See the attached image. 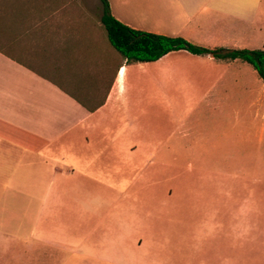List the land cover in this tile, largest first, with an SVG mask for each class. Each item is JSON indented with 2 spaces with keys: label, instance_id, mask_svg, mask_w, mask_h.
<instances>
[{
  "label": "crops",
  "instance_id": "0c3cea01",
  "mask_svg": "<svg viewBox=\"0 0 264 264\" xmlns=\"http://www.w3.org/2000/svg\"><path fill=\"white\" fill-rule=\"evenodd\" d=\"M107 1L134 29L208 48L264 50V0ZM100 18H90L82 0H0V264L199 259L198 227L187 236V224L168 220L178 219L181 201L192 208L200 200H152L151 177L153 166L174 164L178 172L181 158L212 154L199 148L210 134L196 119H173L169 127L162 118L185 103L177 93H193L195 71L208 79L198 102L223 109L213 118L222 126L218 136L212 129L213 139L255 142L264 164V106L247 101L261 78L250 64L186 50L127 63ZM153 109L158 121L148 116ZM245 188L240 234L254 245L256 264H264V190ZM253 200L260 202L249 210ZM201 201L204 219H214L216 200Z\"/></svg>",
  "mask_w": 264,
  "mask_h": 264
},
{
  "label": "rangeland",
  "instance_id": "374dc122",
  "mask_svg": "<svg viewBox=\"0 0 264 264\" xmlns=\"http://www.w3.org/2000/svg\"><path fill=\"white\" fill-rule=\"evenodd\" d=\"M82 2L87 7L90 18L99 21L101 15L99 0H82ZM192 76V80L195 82L193 93L179 92L176 94L177 98H183L185 103L191 104L183 103L178 108L168 109L165 114H162V118L167 119L169 127L170 121L173 119H196L195 125L200 132L210 134L209 139L202 141L199 148H208L210 153L213 154L214 151L215 155L181 158L178 165L184 169H179L178 172L174 164L173 167L168 165L166 169L153 166L151 172L152 200H200L194 201L192 208H189L191 206L189 202L181 201L182 212L178 213V219L171 218L168 220L170 222L172 220L176 222L182 220L180 223L187 224L182 229L187 231V236L188 233L190 235L192 228L198 227L194 231L200 232L202 240L199 245L192 243V249L195 252L196 244L199 259L190 256L192 258L188 264H230V261L231 264H244L245 260H247V264H256L255 258H253L255 254L254 245L250 241L245 244L244 233H242V236L240 234V229L243 228L245 211V200H240V198L245 193V186L254 190H264V164H261L260 157L256 156L255 142H249L247 146L243 143L241 146V142L238 140L213 139L212 129L216 128L215 135L218 136L220 133L219 128H222L220 122H214L213 118L217 121L222 118L223 114L220 111L223 109L218 108L214 111L211 107L198 102L202 96L199 92L205 88V81H208V79L199 78L197 71ZM255 89L256 93H249L247 101H258L264 106V83L262 80L258 85H255ZM167 95L171 96L172 92ZM213 95L217 102L223 103V93ZM155 112L153 109L148 116L153 115V119L158 121L160 112L157 111L156 114ZM155 124H158V122H155ZM157 144L158 142L154 141L150 146L151 150ZM139 159L145 161L148 159V155L144 154ZM154 159L159 158H152V160ZM167 159L169 161L172 158L167 157ZM173 163L175 162L173 161ZM189 165H193V170L189 169ZM223 180L226 181V188L219 185ZM212 182L215 183L214 186L209 184ZM223 190L229 191L230 194L225 195ZM231 192H233V195ZM201 200H216L214 219H204V212L207 211L208 206L204 209L205 202ZM255 201L257 200H253L251 206L249 205V210L255 207ZM18 205L19 203L13 205V207ZM109 207L110 204H106L103 206V211H107ZM197 209H200V211L194 214V221L188 219L191 212H196ZM126 211L132 213L133 210ZM205 231H208L207 235L204 234ZM195 235L196 233H194ZM191 236L193 237V234Z\"/></svg>",
  "mask_w": 264,
  "mask_h": 264
},
{
  "label": "trees",
  "instance_id": "16d2710c",
  "mask_svg": "<svg viewBox=\"0 0 264 264\" xmlns=\"http://www.w3.org/2000/svg\"><path fill=\"white\" fill-rule=\"evenodd\" d=\"M102 5L101 23L109 44L127 63L155 61L170 51L186 50L192 54L209 55L215 59H240L250 64L264 82L263 49L208 48L193 44L180 36L156 34L134 29L117 20L110 12L107 0Z\"/></svg>",
  "mask_w": 264,
  "mask_h": 264
}]
</instances>
